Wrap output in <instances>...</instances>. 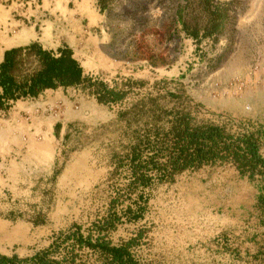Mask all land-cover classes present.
Returning a JSON list of instances; mask_svg holds the SVG:
<instances>
[{"label":"rangeland","instance_id":"obj_1","mask_svg":"<svg viewBox=\"0 0 264 264\" xmlns=\"http://www.w3.org/2000/svg\"><path fill=\"white\" fill-rule=\"evenodd\" d=\"M53 1L30 0L21 22L36 34L55 16L59 25L65 15L49 6ZM88 5V19L73 8L71 23L43 41L66 42L81 68L94 67L78 95L61 91L65 103L45 90L39 98L42 150L53 146L63 168L39 176L37 135L20 130L32 124L25 115L32 106L18 107L25 120L6 116L14 108L6 107L9 100L7 112L0 109V252L43 249L54 264L68 256L69 264H101L99 251L66 234L74 228L123 244L130 264H264V167L249 170L223 154L162 175L146 160H163L176 113L188 124L249 132L264 157V0ZM99 83L114 96L96 99ZM63 104L76 117L58 149L44 133ZM134 137L135 177L126 159Z\"/></svg>","mask_w":264,"mask_h":264},{"label":"trees","instance_id":"obj_2","mask_svg":"<svg viewBox=\"0 0 264 264\" xmlns=\"http://www.w3.org/2000/svg\"><path fill=\"white\" fill-rule=\"evenodd\" d=\"M89 83L87 76L80 72L79 64L70 54L67 45L61 43L52 48L43 47L33 39L24 43L12 44L1 49L0 55V107L17 96L33 95L43 86L55 84H83ZM95 82V81H94ZM96 99L112 98L114 91L99 83L93 87ZM121 111L117 114L119 117ZM176 123L169 125L167 131L171 137L170 143L163 146V160L156 161L155 157L146 155V160L157 172L163 173L184 166H194L201 161L212 160L216 156L228 154L237 161V165L246 164L249 170L255 164L259 169L264 167V157L260 156L255 148L253 135L245 133L220 132L212 123L192 121L185 123V115L176 113ZM180 117V118H179ZM71 123V122H70ZM69 124V121L66 123ZM66 126V125H65ZM64 126V127H65ZM62 132V136H65ZM136 139L130 143L126 159L130 174L136 166ZM55 172L50 170L49 176ZM102 225V222H100ZM97 230L99 221H97ZM76 244H84L96 249L102 254L101 264H130V258L121 243H107L98 235L89 237L80 234L74 228L66 233ZM68 256L64 263L63 258L58 264H69ZM54 264L53 260L45 255L43 249L33 250L31 253L16 256L13 252H0V264ZM90 264V263H77Z\"/></svg>","mask_w":264,"mask_h":264},{"label":"crops","instance_id":"obj_3","mask_svg":"<svg viewBox=\"0 0 264 264\" xmlns=\"http://www.w3.org/2000/svg\"><path fill=\"white\" fill-rule=\"evenodd\" d=\"M29 1L30 0H0V55H1V49L3 47H6L12 44L24 43L30 39H33L36 42H38L40 46L48 47V48H52L53 45L55 46L57 44H61V43H57L56 41L53 42V45H50L49 43H43V41L49 40V37L45 39L44 36L48 34V31H51V34H53V36L58 34V32L62 30L60 27V24L63 25L65 21H69L71 23L72 21L71 14H72V11H74L73 8H75L78 15H85L87 16V19L89 18V14H90L88 0H74V6L70 7L69 9H67L66 6L64 5L66 0L63 2V4L60 2V0L59 2L58 0H54L53 2L50 3L49 6L52 9L54 8L55 10L56 8H59L60 14L65 15V17L62 18L63 23L60 22V24L57 25V19H56L57 16H55L54 20L50 19V21H45L41 27V33L36 34L32 32L31 25L21 22L20 20L21 18H19L20 17L19 15H21L24 11L28 12L25 7ZM88 24H89V20L87 21V25ZM63 44L67 45L66 42ZM70 54H71V50H70ZM87 56H89V53H87ZM88 61L89 59H86V62ZM93 69L94 67L91 68L87 64V66H84L83 68L80 67V72L87 74ZM44 90L50 91L51 94L56 96L62 103H65V102L62 98L61 91H63V93L72 91L76 95L79 94L78 84H55L53 86H43L40 89H38L33 95L29 96L32 98V100H30L27 96L26 97L24 96L14 97L12 99H9L10 102L8 101L9 104L8 105L6 104V107H9V105L11 106L12 104H14V106H12L14 107L13 110L9 111V113L7 112V108L0 107V109L4 108V110H6L7 117L11 115V116L17 117L16 118L17 120L18 119L25 120V116L24 115L20 116V114L18 113V107L25 105L27 106V108H29V106H32V111H28L25 114L27 116V119L30 122H32V124L30 123V127H27V128H25L26 126L23 125L25 127H21L20 130H22V133L25 136L35 135V134L37 135V139H33L32 141L33 143L32 152H33L34 161H38L39 163L41 162L44 163L43 169L41 170L39 168V171H38L39 176L40 175L43 176L42 172L46 174L52 169L63 168V164H64L63 163L64 159L62 158L58 160L59 162L57 163V155H56L57 153H56V149L54 150L53 146H49V147L44 146L43 148H45V150H42L41 144L43 143L41 142V139H40V136L42 135L40 125H41V121L43 117L41 113V102L39 98L41 96V93L45 92ZM0 113H2V111ZM75 117L76 116L72 114L71 110L69 111L66 108V105L63 104V106H61L59 116L53 117L47 122V127L45 129L46 133H44V135L47 137L48 135L55 137L56 141L59 144L58 149L61 148V146L63 145L62 141L65 139L67 134L70 132L68 125H71L70 121ZM5 119H6L5 117L3 118L1 116L0 123L3 124V122H5ZM68 121H69V124L67 125L66 123ZM63 131H66L65 136H62ZM55 147L57 148V146ZM56 173H57V170H55L54 175Z\"/></svg>","mask_w":264,"mask_h":264},{"label":"bare ground","instance_id":"obj_4","mask_svg":"<svg viewBox=\"0 0 264 264\" xmlns=\"http://www.w3.org/2000/svg\"><path fill=\"white\" fill-rule=\"evenodd\" d=\"M66 20H68V19H66ZM65 22L70 23L69 21H65ZM60 25L62 26V24H60ZM61 26H60V27H61Z\"/></svg>","mask_w":264,"mask_h":264}]
</instances>
